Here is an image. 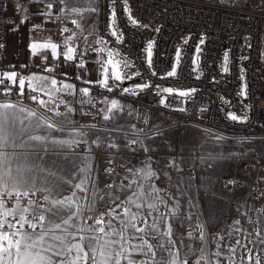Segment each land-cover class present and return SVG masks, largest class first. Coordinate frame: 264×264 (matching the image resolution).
<instances>
[{
  "label": "built area",
  "instance_id": "1",
  "mask_svg": "<svg viewBox=\"0 0 264 264\" xmlns=\"http://www.w3.org/2000/svg\"><path fill=\"white\" fill-rule=\"evenodd\" d=\"M10 1L13 0H0V43L4 44V47L0 48V76L7 72L5 65L6 36L9 28L17 23L15 17L7 13V5ZM15 1L21 6L16 14L27 17L26 25L29 32L36 35L42 29L34 26L36 19H39L41 27L50 25L54 30L58 44V54L55 59L50 60L43 57L38 65L30 60L24 72L36 71L41 74H50L57 80L63 81L62 85L73 84L71 93L62 86V97H57L58 111H64L68 107L74 108L77 113L72 127L76 129L91 127L90 123L100 115V106L97 101L99 94L108 95L111 91L106 88L101 89L100 84L86 85L83 83L85 50L79 41L70 43V47L76 49L75 60L70 61L72 80L63 79L61 75V66L64 62L62 55L65 49L64 40L69 39L75 33L78 20L84 16L85 12L80 6L83 4L79 6L73 3L67 4L69 8L73 6L80 8L82 15H77L63 4L59 10L55 6L48 8L49 0ZM51 2L55 5L58 0H51ZM127 4L132 17L139 22V25H133L129 21L128 14L123 11V0H118L115 5L112 4V0H94L93 5L97 11L90 12L88 28L98 41H103L97 47L98 53L104 54L105 51H112L115 60H126L130 65L126 68L123 64L120 65L122 73L131 77L124 79L123 82L115 81L112 72L108 71V84L112 91L123 92L124 83L133 84L139 80L150 82L154 86L144 91L133 88L131 91H135L136 94L130 93L127 97L139 106L142 118L149 117L150 119L145 131L136 130L135 134L155 137L162 129L158 128L155 120L168 113H166L164 103L160 102L159 89L188 90L195 88L196 93L191 98H186L187 109L179 112L182 120L178 122V125L195 123L204 134L210 135L216 141H229L240 145L264 143V98H261V87L264 84V3L256 6V0H245L238 5L223 4L217 0H127ZM113 7L117 12L116 26L122 33V43L110 34ZM74 20L76 23H73ZM154 29H159V31H154ZM202 38L204 43L200 45ZM186 39L187 44L184 43ZM149 41H154L152 70L157 73L155 76L150 74L147 66L146 48ZM179 45H182V48L177 74L174 77H167L165 74L170 71L172 59ZM198 45L201 52L199 62L195 66L193 55ZM225 53L229 57L227 65L229 72L227 73L222 71V59ZM45 68H51L53 71L47 72ZM137 72L138 75H133ZM240 74L245 78L244 83L248 85L246 98L239 94L242 85ZM156 85L159 87H155ZM84 88L89 89V95L85 96L80 91ZM31 96V91L26 88L24 94L19 95L17 87L10 82L4 81L0 84V101L21 98L23 102L31 106H37ZM221 97L230 103L222 102ZM81 100L84 103H81ZM202 109L206 110L202 111ZM229 113L242 118L246 117V122L232 121ZM168 116L170 114L166 115ZM165 125L170 124L168 122ZM220 137L222 139H218ZM261 164L262 161L256 159L247 164L246 169L256 170ZM108 168H115L116 173H119L122 166L105 165L104 174L115 178L118 175H109L106 172ZM189 173L187 168H182L181 175ZM226 185L229 186L228 182ZM236 185L240 186L239 183ZM31 197L40 200L37 195H31ZM260 206L264 209V201Z\"/></svg>",
  "mask_w": 264,
  "mask_h": 264
},
{
  "label": "snow or ice",
  "instance_id": "2",
  "mask_svg": "<svg viewBox=\"0 0 264 264\" xmlns=\"http://www.w3.org/2000/svg\"><path fill=\"white\" fill-rule=\"evenodd\" d=\"M117 2L118 0H112L113 5ZM93 3L94 0H90L89 10L91 12L97 11L95 7H92ZM262 3H264V0H256V6H260ZM62 4L69 11L82 15L79 7L69 8L67 0H58L55 5L49 0L47 7L52 8L55 6L59 10ZM20 8L21 6L17 4L14 6V12L20 10ZM123 11L128 13V19L133 25H139V22L131 15L127 0H123ZM45 14L47 15V13ZM111 20L113 24L111 36L122 43V33L119 32V28L116 26L117 12L115 7L111 10ZM26 21L27 17L25 16L21 23ZM73 23H76V21L74 20ZM140 26L147 27L146 25ZM13 30L18 31L19 29L14 28ZM154 31H159V29H154ZM96 42L102 43L103 41ZM184 43L187 44L188 40L186 39ZM203 43L204 39L202 38L199 44L202 45ZM153 45L154 41H149L146 51L148 70L152 76H155L157 73L152 70ZM3 47L4 44L0 43V48ZM30 48L33 55L37 54L38 49L48 48H51L52 54L56 55L58 45L51 42L44 44L33 42L30 44ZM65 48L67 51L62 55L68 61H74L75 47H69L65 44ZM200 52L201 48L198 45L195 49L194 64H198ZM174 55L175 64L165 74L167 77H174L177 74V68L181 60V50L177 49ZM76 62L79 63V61ZM106 63L112 65V75L115 81L123 82L124 79L131 78L125 76L120 69L121 64L125 68L129 67L128 62L126 60H115L112 51L108 52ZM228 63L229 57L225 53L222 65L224 73L229 72ZM44 70L47 72L53 71L51 68H45ZM138 74L137 72L133 75ZM240 79L244 81L245 78L241 76ZM4 81L16 86L19 95L24 94L26 80L18 77L16 72L0 76V84H3ZM57 83L55 79L49 80L45 77L37 87L42 93L49 95L51 98V93L57 91ZM86 83L91 84L93 82L87 81ZM103 84L108 91H112L111 86L108 84L107 68H104ZM5 87H7L6 84ZM152 87L154 86L150 82L135 85V89L139 91ZM155 87H159V85ZM72 88L73 85L71 84L63 85V89L68 90L69 93H71ZM247 88V83H242L239 94L245 98L247 97ZM36 90V88H33V93ZM80 91L85 96L89 95L88 88ZM123 91L136 94L135 91L127 88ZM162 91L172 94L174 90L163 88ZM196 91L195 88H192L179 91L177 94L181 98H191ZM31 99L34 103L46 107V102L39 99L37 95H32ZM221 101L230 103V101H224L223 97H221ZM160 102L163 104L165 100L162 99ZM81 103H84V101L81 100ZM118 108V101L112 100L111 109ZM111 109L107 111H111ZM46 110L51 111L50 108ZM183 110L181 109V111ZM73 111L69 108L66 113L58 112L56 115L62 116L63 119L54 120L51 116L45 115L44 111L37 113V111L29 109L25 119L27 117L34 118L36 126L43 128L46 135H29L28 140L49 143L52 146L79 143L80 141L76 140L75 137L77 135L84 137L86 133L83 130L77 132L72 127L70 114ZM19 112H24L22 106L19 108ZM228 115L232 121L246 122V117L242 118L234 113ZM110 118L108 115L104 116L105 120ZM17 123L20 124L19 134L26 133L28 126L24 124L23 120L19 119L16 104L10 101L0 103V149L8 146L7 130L9 127L15 128ZM54 133L66 134L73 137V139L58 140L54 137ZM218 139H222V137ZM27 143L25 141L19 147H24ZM133 143H136V141H133ZM12 146L17 147L14 143ZM109 147L116 148L118 146L111 144ZM3 158L4 155L0 152V161ZM79 164H83V167H79L78 164L73 165L77 173L81 175L79 183L73 185L82 193L76 200H73L72 197H60L58 194L60 184L56 182H50L51 187L46 185L38 187L32 177L27 180L20 177L9 188L4 178L0 177V264H87L89 256H91L92 264H189V253L196 257L195 264H213V257L215 258V264H221L220 258L225 254V245L222 242L226 239V236L231 237L233 232L241 234L243 232L242 228L239 227L240 220H236V227L231 232L226 233V236H213L210 241L203 225H200L197 228L198 235L193 236L191 232L188 233L189 239L199 241L195 250L185 244L183 234H180L179 244L188 247V252H184L182 255L181 248L177 246V239H173L174 224L178 219H181L178 212V202L172 203L170 198L162 195L163 189L156 188L151 183L156 178V173L150 166L138 169L129 167L127 172L132 176L129 183H125V181H129V175H124L123 180L119 183L111 182L97 186L94 172L88 167L87 162L79 161ZM106 172L109 175H119L116 173L115 168H108ZM49 175L54 176L55 174L50 172ZM142 181H149L147 188H145ZM65 183H70V181ZM228 183H235V181L229 180ZM41 190L47 193L43 199L45 203L49 204V207H42L39 201H24L22 203V198H26L30 194L35 195L37 191ZM54 192L57 193L56 198H51ZM72 195L75 197L76 193L73 192ZM9 197L15 199L16 209L10 206L5 208L6 201L10 205ZM161 206L165 209L164 211H161ZM261 211L264 212V209H261ZM9 217L12 220H9ZM183 219L187 220V217H183ZM16 220L19 221L18 224L12 222ZM25 226L29 231H23ZM251 235L252 233H249L246 237L247 244H244L240 238L229 241L226 251L230 264H236L233 257L236 255L238 248L244 249L243 254L239 257L241 264H243L245 258L248 264H264V232L257 231L255 233L257 240L255 241L251 239ZM209 243H214L216 246V251L212 252L211 255H208ZM256 244L262 246L261 254L253 256L249 250V245ZM85 248H87V251H85Z\"/></svg>",
  "mask_w": 264,
  "mask_h": 264
},
{
  "label": "rangeland",
  "instance_id": "3",
  "mask_svg": "<svg viewBox=\"0 0 264 264\" xmlns=\"http://www.w3.org/2000/svg\"><path fill=\"white\" fill-rule=\"evenodd\" d=\"M13 1L16 2L15 0ZM217 1L223 4H238L245 0ZM68 3H73L78 6L79 4H83L87 8L90 0H67V4ZM112 27L113 25L110 23V34ZM82 33H85V36H83V34L79 35L78 30H76L73 34V38L69 41H78L83 37L88 39L90 36H94L92 32L86 31L85 28ZM181 48L182 45H179L177 49L181 50ZM91 51L92 52L86 57L87 63L84 67V78L97 81L100 76L103 84L104 68L99 72L98 68L94 65L96 53L93 50ZM108 52L109 51H107V58ZM195 56L196 53L193 55V61L195 60ZM174 64L175 55L172 59L170 70ZM194 65L196 66V64ZM45 75L51 76L50 74ZM240 76L243 75L240 74ZM146 82L147 81H138L127 85L125 88L132 89L135 88V85ZM242 83H244V81H242ZM102 86L105 87L104 84ZM172 89L174 90L172 94L164 93L162 91L163 88L159 89L160 101L162 99L165 100L166 98L170 99L178 96L177 93L179 91L186 90L177 88ZM39 96L42 97L39 99H43L42 94L38 93V97ZM127 97L129 96L123 92H118L114 95L101 94L98 98L101 105V115L97 121L96 127L82 129L86 135L84 137H80L79 135L75 137L76 140L80 141L79 143L64 146H52L49 143L29 141V135L44 136L46 133L43 128H38L36 126V120L34 118L27 117L25 119L27 112L29 109L35 110L37 113L43 110L40 108V105L31 106L23 102L21 98L9 100L16 104V111L19 119L23 120L24 124L28 127L27 132L22 135L19 134L18 131L20 128L19 123H17L15 128H8V146L0 149V152L4 155L3 160L0 161V177L4 178L9 188H11L13 182L20 177H23L25 180L32 177L38 187L44 185L51 187L50 182H56L60 184L58 193L60 197H72L73 200H76L82 193H80L79 189L73 187V185L79 183L81 175L77 173L73 165L78 164L79 167H83V164H79V161L87 162L88 167L94 172L97 186L111 182L119 183L123 180L124 174L126 173H124L123 170V173L115 178L108 177L104 174L106 164L127 165L143 164L146 162H167L177 167L188 168L191 171V168L196 166L197 170L194 171L193 175V171L191 174L181 175L182 168L180 169V176L183 177L182 182H184V187L190 192L188 195H185L181 204H183L184 208H187L188 211L192 212L193 215L187 217V220L181 217V219L176 221L173 227V239H177V246L181 248V254L183 255L184 252H188V247L179 244L181 233L183 234L185 244L195 250L199 241L189 239V232H191L193 236H196L199 234L197 231L198 226L203 225L207 237L211 241L213 236H226V233L231 232L233 228L236 227L235 221L240 220L239 227L243 230L242 234L233 232L231 237L226 236V239L222 242L225 245V254L220 258L221 264H230L226 251V246L229 241L240 238L244 244H247L248 240L246 237H248L249 233H252L251 239L255 241L257 240L255 233L257 231L264 232V212L261 211L260 206L261 202L264 201V143L256 142L254 144L240 145L237 143L234 144V142H218L210 135L203 134V131L194 125L186 124L179 126L180 124L178 125L179 120L177 117L180 111H174L173 113L172 110L170 111L168 109L166 110L168 114L156 118V120H160L158 123H156L155 120V124L159 126L158 128H162L161 130L166 131L163 138H161V136L153 138L145 135L137 136L135 131L139 130L144 132L146 124L150 123V119L149 117L142 118V112L139 106L135 104V102L127 99ZM261 98H264V84L261 87ZM55 100L57 109H59L57 92ZM112 100L118 101V109H111ZM9 101L3 100L0 101V103ZM183 103L184 99L182 104ZM21 106L24 108L23 113L19 112ZM68 109L69 108L60 111V113H66ZM71 109L74 110L72 113L76 112L74 108ZM108 109H111V111H107ZM58 112L57 110V113ZM72 113L70 114V119L73 124L74 116ZM44 114L51 116L54 120L63 119L62 116H57L55 112L47 113L44 111ZM169 114L170 116L166 117V115ZM105 115L111 118L105 120ZM165 121H168L170 125H165V123L168 124V122ZM180 127L184 131L182 136L177 139L175 134ZM74 129L76 130V128ZM76 131L79 132L80 130ZM129 133L135 134L139 142L138 145H132L133 150L125 147L129 140H133V138L127 136ZM159 133L160 131L158 135ZM53 135L58 140L73 139V137L66 134L54 133ZM140 138L142 139L139 140ZM25 141L28 143L25 144L24 147H19V145ZM13 143L17 147H13ZM111 144L117 145L118 147L111 148L109 147ZM113 152H115V154H112ZM256 159L261 160L262 164L259 165L256 170H247L246 165L254 162ZM206 164L208 166L205 167ZM50 172L55 175H49ZM156 172L158 174L156 177L160 178L162 171ZM197 180H199L200 184L194 186ZM229 180L235 181V183H228L229 186H227L226 183ZM67 181H70V183H65ZM142 183L145 188H147L146 183L144 181H142ZM238 183L240 184L239 187L236 185ZM193 190L195 193H193ZM73 192L76 193L75 197L72 195ZM46 194L47 193L43 190L35 193L40 199L39 202L41 206L44 208L49 207V204L45 203L43 199ZM56 195L57 193L54 192L51 198H56ZM9 199L11 201L10 205L8 201H6L5 208L10 206L16 209L17 205L15 199L11 197H9ZM24 201L25 198H22V203ZM171 202L176 203L175 200ZM164 210L163 206H161V211ZM8 219L12 220L11 217ZM12 222L19 223L18 220ZM89 223H91V221H89ZM23 231H29L27 226H25ZM233 246L235 245L233 244ZM261 247L262 246L259 244L249 245V250L252 252V255L255 256L261 254ZM208 249V255H211L212 252L216 251L215 244L209 243ZM85 251H87V248H85ZM243 252L244 249L238 248L236 255L233 257L236 264H241L239 257ZM195 259L196 257L189 253V264H195ZM87 264H92L91 256H89ZM213 264H215L214 257ZM243 264H248L246 258Z\"/></svg>",
  "mask_w": 264,
  "mask_h": 264
},
{
  "label": "crops",
  "instance_id": "4",
  "mask_svg": "<svg viewBox=\"0 0 264 264\" xmlns=\"http://www.w3.org/2000/svg\"><path fill=\"white\" fill-rule=\"evenodd\" d=\"M16 2L14 1H10L8 2L7 5V13L9 16L11 17H15L16 19V25L12 28H9V33L6 36V56H5V65H6V69H7V73H11V72H16L18 77L24 78L26 80V89L30 90L31 93H33L32 89L36 88V92L33 93L34 95L38 96V93L42 94L43 99L46 102V107L44 106H40V108L47 112V113H57V104H56V100H55V95L57 92V97H62V82L63 81H59L57 79H55L52 76H48L45 74H41L38 73L36 71H29L27 73L24 72V68L27 65V63L30 60H33L35 65L39 64V61L41 58L43 57H47L50 60H53L57 57L56 55L52 54V50L51 48L48 49H38L37 54L33 55L31 52V48H30V44L35 42V43H39V44H44V43H56L57 44V38H56V33L54 32V30L50 27V25H44L43 27L40 20L36 19L34 26L36 27H40L42 29H40L38 31V33L36 35H32L29 30L28 27L25 23H21V20L24 19V17L22 15L16 14L18 11L14 12V6H16ZM83 9V11L85 12L84 16L81 17L78 20V33L79 35L85 36V33H82L84 28L86 29V31L91 32L88 28L89 27V21H90V10L89 8H86L84 5H80ZM92 7H95L92 4ZM14 28H18V31H14ZM97 40H95V36H90L87 40L83 41L84 44H86L85 46V53H84V65L86 66L87 63V55L89 53H91L93 50L96 53V60L94 65L98 68L99 72L101 71V69L103 68H107L108 71H111L113 73L112 67L110 64H107V51H105L104 54L98 53L97 52V47L99 46V43L96 42ZM68 42V45L70 47V42L66 41L65 43ZM58 45V44H57ZM67 49L65 48L63 50V53L66 52ZM15 57H17V59H15ZM61 75L63 79H71L73 78V73H72V65L71 62L68 61L65 57H64V62L62 63L61 66ZM47 77L49 80L51 79H55L58 83H57V91H54L51 93V98L49 97V95L44 94L40 91V89L37 87L38 84L41 83V81L43 80V78ZM85 73L83 74V82L85 84L88 85H96V84H100L101 85V89H104L105 87H103L102 85V79L99 76L98 80H90V79H85ZM87 81H92L93 83L89 84L86 83ZM71 84V83H68ZM73 85V84H71ZM128 94V92H127ZM42 98V97H41ZM184 99V103L182 104ZM181 103V105H180ZM184 104H185V98H181L179 96L176 97H172L170 98L167 102L165 107L167 109H170V111L172 110L174 111H179L181 109L184 108ZM183 106V107H182ZM182 107V108H181ZM50 108L51 111H47L46 109ZM181 108V109H180ZM178 118V117H177ZM179 120V118H178ZM160 120L157 119L156 123H158ZM199 130V129H198ZM183 129H181V127L177 130L176 132V138L179 139L182 134H183ZM166 134L165 130H160L159 135L157 134V136H161V138H163ZM204 134V133H203ZM208 135V134H205ZM129 138H133V140H129L127 145L125 146L128 149L133 150L132 145L133 144H137L138 145V138H136L137 136L135 134L129 133V135H127ZM126 137V136H124ZM156 137V136H155ZM153 138V137H151ZM142 138H140L139 140H141ZM133 141H136V143H133ZM218 142H225V143H233V142H229V141H218ZM235 144V143H234ZM135 150V149H134ZM112 154H115V152H113ZM122 166V169L124 170V175H129L130 179L129 181H125L126 183L131 182L132 176L130 173L127 172V169L129 167L138 169L144 166H150L152 168V170L156 173V176L158 175L156 171H162V173L160 174V178H155L154 180L151 181L152 184L155 185L156 188H161L163 189V193L162 195H164L166 198H170L171 201H176V203L178 202V212L180 214V217H190L193 215L192 212L188 211L187 208H184V205L181 204V201H183V198H185V195H188L190 192H188V190L185 189L184 187V182L183 181V177L180 176V169L182 167L180 166H175L172 164H169L167 162H146L143 164H117L116 166ZM198 167V166H197ZM184 168V167H183ZM192 169V175L194 174V171H196V166L191 168ZM126 170V171H125ZM147 184L149 183V181H144ZM199 180L196 181V183H194V186H198ZM193 193L194 190H193ZM207 215V214H206Z\"/></svg>",
  "mask_w": 264,
  "mask_h": 264
},
{
  "label": "bare ground",
  "instance_id": "5",
  "mask_svg": "<svg viewBox=\"0 0 264 264\" xmlns=\"http://www.w3.org/2000/svg\"><path fill=\"white\" fill-rule=\"evenodd\" d=\"M242 3V2H241ZM241 3H238V4H241ZM232 4V3H231ZM238 4H233V5H238ZM19 11V10H18ZM77 25H76V30H77ZM79 28V27H78ZM75 30V31H76ZM71 38H73V35L69 38V39H65L64 40V44H67L68 45V42L67 43H65L66 41H69ZM85 40H87V39H85V37H83V38H80L78 41L80 42V43H82V45H83V49L85 50V46H86V44H84V42L83 41H85ZM96 40H97V38H96ZM70 43L71 42H73V40H71V41H69ZM69 46V45H68ZM82 81H83V79H82ZM139 81H141V80H139ZM138 82V81H137ZM84 83V82H83ZM124 84H126V83H124ZM86 85H88V84H86ZM127 85H129V84H127ZM125 88V87H124ZM133 89V88H132ZM131 90V89H130ZM118 92H121V91H119V90H113V91H111V93H109L108 95H114L115 93H118ZM123 93H125L127 96H129L130 95V93L131 92H128V94H127V92H124L123 91ZM101 94H103V93H100L99 94V96L101 95ZM31 95H34L33 93H31ZM176 97V96H175ZM169 99V98H168ZM167 99V100H168ZM167 100H165V103H164V107H165V105H166V102H167ZM97 101H98V98H97ZM13 102V101H12ZM98 104H99V106H100V115H101V105H100V102L98 101ZM187 107H188V105H187V99L185 98V104H184V110L183 111H185L186 109H187ZM69 108V107H68ZM166 108V107H165ZM166 110H167V108H166ZM168 110H170V109H168ZM180 112H181V110H179ZM78 112H79V110H78ZM77 113V111L76 112H74V113H72L73 114V116L75 117V114ZM100 115L96 118V119H94L93 120V122L92 123H90V124H92V126L91 127H89V128H86V129H91V128H95L96 127V124H97V121L99 120V117H100ZM178 118H179V121H181L182 120V116H179V114H178ZM181 125V124H180ZM192 125H194V126H196V124L194 123V124H192ZM197 127V126H196ZM76 130H82V129H76ZM188 169V168H187ZM189 171H190V173L189 174H191V170L190 169H188ZM123 173V169L121 168V171H119V173L118 174H122ZM35 196V195H34ZM25 201H38V199L37 198H34V197H31V195H29L28 196V198L27 199H25ZM7 203V202H6Z\"/></svg>",
  "mask_w": 264,
  "mask_h": 264
},
{
  "label": "water",
  "instance_id": "6",
  "mask_svg": "<svg viewBox=\"0 0 264 264\" xmlns=\"http://www.w3.org/2000/svg\"><path fill=\"white\" fill-rule=\"evenodd\" d=\"M127 86V84H123V87H126Z\"/></svg>",
  "mask_w": 264,
  "mask_h": 264
}]
</instances>
